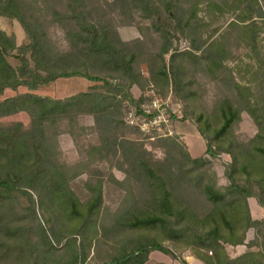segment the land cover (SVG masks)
<instances>
[{
  "label": "rangeland",
  "instance_id": "obj_1",
  "mask_svg": "<svg viewBox=\"0 0 264 264\" xmlns=\"http://www.w3.org/2000/svg\"><path fill=\"white\" fill-rule=\"evenodd\" d=\"M17 2L23 6L29 23L47 48L55 52L70 49L68 32L75 28L72 23L58 20L54 15L55 12L68 13L66 0ZM80 2L88 20L107 26L123 55L129 58L131 53L135 54L134 67L136 72L142 74V78L141 86H133L131 92L138 100L142 97L140 108L150 110L151 116H143L138 113L135 105L126 102L123 117L125 125L119 136L136 143L129 146V149L141 152L144 148L148 152L145 159L165 177L178 211L187 210L185 212L188 218L178 219L175 216L172 224L166 226L129 227L136 219L158 213L160 195L156 186L126 155L118 152L116 155L111 154L109 159H101L92 150L93 147L100 146L101 136L94 118L83 115L77 119L74 127L67 121H62L57 126L58 148L56 146L53 159L54 164L63 171V179L68 184L66 186L78 200L77 207L82 215L73 214L71 209L64 206L53 205L45 198L41 206L35 193L32 196L22 192L12 193L2 201V222L11 226L13 232L10 236L2 232V242L10 245V249L5 254L6 249L2 244L0 264H103L133 252L140 244L152 241L170 248L176 257L192 259L205 255L215 258L220 250L218 246L223 242H209L207 245L210 248L200 249L196 240L197 235L208 232L214 224L208 216L215 211V207L208 200L204 188L211 185L226 193L231 184L228 177L230 173L255 198L228 195L225 204L219 206L239 219L234 224L236 234L238 238L246 239L242 246L225 244L226 252L232 258L251 251L264 254V206L256 198L264 199V191L260 189V184L264 185V164L260 156L251 153L253 145H260V141H256L260 128L246 112V101L252 104H262L261 101H264V0L176 2L183 8L181 13L185 17H191L192 11L196 13V16L195 13L192 14L196 23L195 33L189 30L179 31L173 38L177 53L191 51L192 46H199V43L193 44L196 37L221 43L224 48L215 67L216 71L207 72L204 66L203 71L194 70L193 75H196L197 81L186 87L193 95L186 92L181 96L175 95L172 88L167 90L161 82L157 83L158 80L154 81L157 78L153 74L156 70V55L162 47L163 38L152 26L151 17L154 15L148 19L141 9L140 0ZM151 2L162 6L165 0ZM163 11L162 7L160 22L172 29L176 21L169 19ZM249 15L253 18L246 21ZM0 30L14 40L16 48L30 42L18 20L0 17ZM118 40L127 46H121ZM205 46L195 51L200 58L206 56ZM174 55L178 56L176 52L167 56L168 65ZM18 56L17 49L7 52L6 57L15 68L20 66ZM177 60L178 57L175 64L178 62L188 67L186 80H189L192 76L189 59ZM109 74V80L127 86L120 71L112 70ZM154 84L157 85L155 88ZM96 85L101 83L91 82L83 77L59 79L37 91L30 92L26 88L7 90L0 97V102L25 93L64 100L87 92ZM246 90L250 96L245 95ZM226 99L240 109L241 119L230 134L218 142L214 139V134L222 125L221 109ZM155 101L159 108L148 109ZM130 112L141 117V126L128 123L127 116ZM153 118H156V123ZM19 122L26 128L29 127V114L22 112L0 119V123L4 125ZM254 140L252 144L251 141ZM208 144L212 145L213 155L207 154ZM227 151L235 152L237 162ZM189 156L205 157L209 161L205 165H195L188 160ZM99 187L102 202L92 213H87ZM245 199L252 219L258 222L251 227H247L245 219ZM219 224L220 231L228 235L229 226L221 219ZM14 228L18 231L15 232ZM25 242L30 248H19ZM221 253L224 256V252ZM262 257L259 258V264H264V256ZM171 261H176L171 255L154 252L146 264H166Z\"/></svg>",
  "mask_w": 264,
  "mask_h": 264
},
{
  "label": "trees",
  "instance_id": "obj_2",
  "mask_svg": "<svg viewBox=\"0 0 264 264\" xmlns=\"http://www.w3.org/2000/svg\"><path fill=\"white\" fill-rule=\"evenodd\" d=\"M151 1L140 0V3L141 9L146 13L148 19L153 18L154 31L160 33L163 38L162 47L156 55V70L153 74L157 78H154V81L158 80L157 83L161 82L167 90L172 88L175 95L181 96L188 92L186 90L188 84L197 81L196 75H193L194 70L202 69L203 71L204 66L207 72L216 71L215 67L219 63L224 48L221 43L204 41L196 37L193 44L198 45L199 43V46H192L191 51L177 53L173 38L176 37L179 31L189 30L191 33H195L196 23L192 18L195 11H192L191 17L188 18L181 13L183 8H180V5L176 3L177 1L181 3L182 0H165L162 6L154 5ZM66 4L69 8L68 13L55 12L54 15L58 20H65V22L73 24L75 29L68 32L71 47L65 52H55L49 47L47 48L44 42L40 40L29 23L23 6L17 0H0V17L21 22L30 40L28 45L16 48L14 40L0 30V97L7 90L18 91L20 88H26L30 92L37 91L42 87L50 86L59 79L83 77L91 82L101 83V85L91 87L87 92L79 93L64 100L25 93L0 102V119L22 112L29 114L31 118L30 126L27 128L20 122L8 125L0 123V258L2 257V244L6 249L4 250L5 254L10 249V245L2 242V232L8 236L13 232L11 226L4 223V221L2 222V201H5L4 198L12 193L22 192L29 195L35 193L41 206H43L45 198L53 205L58 204L62 208L64 206L71 209L73 214L82 215V211H79L77 207L78 200L66 186L68 184L63 179V171L54 164L53 159L56 155V146L58 148L59 132L56 131L57 126L62 121H67L71 127H74V125H77V119L83 115H90L94 118L96 129L101 136L100 146L93 147L92 150L97 152L101 159H109L111 154L116 155L118 152L126 155L142 171L145 177L156 186V191L160 195L158 213L136 219L129 224V227L166 226L172 224V218L175 219V216L178 219L188 218L185 212L187 210L178 211L165 177L145 159V154H148V152L144 148L141 152H138L137 149H129V146H134L136 143L124 136H119L122 127L125 125L123 117L126 102L129 105H135L138 113H143L140 108L142 97L138 100L131 92L133 86H141L140 79L142 78V74L136 72L134 67L135 54L131 53L129 58L123 55V51L118 49L117 42L113 40L107 26L86 18L80 0H66ZM162 7L167 17L176 21L172 29L160 22ZM250 15L246 21H249L248 19L252 20L253 17ZM194 16H196V13ZM118 44L127 46L126 43H122L120 40H118ZM204 46L206 47V56L200 58L195 51H199ZM16 49L20 61L18 68L11 65L6 57L8 50ZM171 52H176L178 56H172L168 65L166 58ZM28 55H30V58ZM177 57L180 61L189 59L192 73L189 80H186L188 67L182 66L178 62L175 64ZM112 70L120 71L123 74L122 80L127 86L109 80L111 78L109 73ZM126 77H128L127 81L129 83L126 81ZM156 86L154 84L153 87ZM192 93L188 92V94L193 95ZM245 95L250 96L249 93ZM246 102V112L250 114L260 128V132L256 136V141L259 140L260 145H253L251 153L260 156L264 164V123H262L264 122V101H261L262 104L259 102L255 104ZM221 111L222 125L215 130L214 134V139L218 142L225 139L234 125L241 119L240 109L229 99L224 101ZM201 135L204 137L203 133ZM253 142L255 140L251 141L252 144ZM114 148H117V150H114ZM227 153L232 155L233 160L237 162L235 152L227 151ZM207 154L213 155L212 145L210 144L207 145ZM188 160L195 165H205L209 161L205 157L192 158L190 156ZM234 167L235 162L233 163ZM228 177L231 184L226 189V193L218 191L211 185L205 186L204 192L215 207V211L213 210L208 216L214 224L208 232L196 236L200 249L210 248L207 245L209 242L223 243L218 246L220 250H218L215 258L205 255L197 258L204 264H259V258L264 256L261 252H246L237 258L230 257L226 252L225 244L236 247L242 246L245 245L246 239L245 237L238 238L239 236L236 234L234 224L239 222V219L234 215H229L219 206L225 204L228 195H243L247 198H255L248 188L237 183L233 174L230 173ZM260 189L264 191V185L260 184ZM256 198L258 203L264 206V199ZM101 202L102 192L99 187L96 197L87 208V213H92L95 210L94 208ZM245 210L247 212L245 215L248 222L247 227L258 224L257 221L252 219L246 199ZM220 219L229 226L230 232L228 235L220 231ZM14 230L15 232L18 231L15 228ZM25 247L30 248L27 242L19 248L24 249ZM154 252L171 255L174 259H180L183 264H188L182 257H176V254L170 248L156 241L140 244L133 252L115 257L103 264H146L150 255ZM221 252H224V256Z\"/></svg>",
  "mask_w": 264,
  "mask_h": 264
},
{
  "label": "built area",
  "instance_id": "obj_3",
  "mask_svg": "<svg viewBox=\"0 0 264 264\" xmlns=\"http://www.w3.org/2000/svg\"><path fill=\"white\" fill-rule=\"evenodd\" d=\"M153 108H155V109H158L159 108V106H158V103H157V101H155L154 103H153V105L151 106V108H148V109H153ZM150 113H151V111L150 110H143V116L144 115H150ZM151 116V115H150ZM153 121H154V123H156L157 122V120H156V118H153L152 119ZM127 121H128V123H130L131 125H139V126H141V117L140 116H137L135 113H133V112H130L129 113V115L127 116ZM145 125H147V123H145V122H143Z\"/></svg>",
  "mask_w": 264,
  "mask_h": 264
},
{
  "label": "crops",
  "instance_id": "obj_4",
  "mask_svg": "<svg viewBox=\"0 0 264 264\" xmlns=\"http://www.w3.org/2000/svg\"><path fill=\"white\" fill-rule=\"evenodd\" d=\"M182 259H184V260H186V262L188 263V264H204L201 260H199L198 258H192V259H189V258H182ZM176 261L175 262H167L166 264H183L182 262H181V260L180 259H175Z\"/></svg>",
  "mask_w": 264,
  "mask_h": 264
}]
</instances>
